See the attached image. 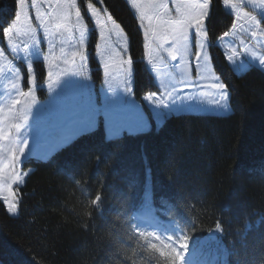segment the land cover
Returning a JSON list of instances; mask_svg holds the SVG:
<instances>
[{"label": "trees", "instance_id": "obj_1", "mask_svg": "<svg viewBox=\"0 0 264 264\" xmlns=\"http://www.w3.org/2000/svg\"><path fill=\"white\" fill-rule=\"evenodd\" d=\"M101 1L129 37L140 100L157 89L140 31L124 0ZM13 11L14 0H0V42ZM232 20L213 0L212 45ZM209 51L230 112L170 115L158 127L113 138L98 125L47 158H27L16 215L0 200V264H105L114 233L136 249L135 264H166L136 229L161 238L151 243L172 235L180 264H264V72L235 73L216 45Z\"/></svg>", "mask_w": 264, "mask_h": 264}, {"label": "rangeland", "instance_id": "obj_2", "mask_svg": "<svg viewBox=\"0 0 264 264\" xmlns=\"http://www.w3.org/2000/svg\"><path fill=\"white\" fill-rule=\"evenodd\" d=\"M41 2L45 5L42 11L47 12L48 0ZM124 2L140 31L144 58L157 86L140 100L133 94L134 70L129 58V37L119 23L112 18L109 20L111 16L101 0H76L84 29L81 34L76 31L68 33L67 38L48 36L45 39L44 29L31 8L29 20L34 30L31 38L23 30L18 35H5L4 31L0 42V130L11 135L9 140L0 141V149L17 151L20 157L16 168L22 183L13 185L16 201L18 189L30 171L23 168L24 160L47 158L63 143L98 125L102 126L106 138H113L158 127L170 115H227L230 112L227 90L226 98L219 100V95L210 86L215 82L212 77L222 82L207 45L205 59L208 63L205 67L204 60L200 61V75L197 76L196 57L191 46L183 60L173 61L167 52L148 45L138 13L129 0ZM26 3L30 6L32 0H26ZM89 4L99 11V17L92 15ZM220 4L235 18L224 8L223 0ZM168 6L175 15L170 0ZM17 10L18 0H14L13 15L5 28L10 26ZM248 10L250 6L244 9ZM261 19L264 22V15ZM105 22L106 27L101 29L98 25ZM25 42L29 44L26 48L23 47ZM262 44L264 39H251L238 28L219 40L218 48L223 54H230L232 49H247L249 54L243 53L228 61L235 73H242L250 66L264 72V65L258 59L264 55ZM16 46L19 48L14 49ZM73 53L77 55L73 56ZM150 60L153 63H149ZM36 69L43 70L38 75ZM8 124L17 127L9 129ZM20 147L24 148L23 153L18 152ZM6 162L5 158L0 163ZM0 200L8 213L3 198Z\"/></svg>", "mask_w": 264, "mask_h": 264}, {"label": "snow or ice", "instance_id": "obj_3", "mask_svg": "<svg viewBox=\"0 0 264 264\" xmlns=\"http://www.w3.org/2000/svg\"><path fill=\"white\" fill-rule=\"evenodd\" d=\"M170 2L175 9V15L169 10L168 0H129L131 6L138 13L140 26L144 30L145 40L148 45L154 46L156 50L167 52V56L173 61L178 58L183 60L184 54L189 52V47L191 46L196 57V74L199 76L200 61L203 59L206 67L208 63L207 59H205L208 55L207 50L213 47L210 43L206 23L213 12V0H170ZM44 6L41 0H32L30 6L26 3V0H18V10L15 12L10 26L4 29L5 35H18L23 30L25 35L30 38L33 36L34 30L29 20L30 8L35 10L36 19L44 29L45 39H48V36H64L67 38V34L70 32L78 31L80 34L84 32L76 0H48L46 5L48 8L47 12L42 11ZM223 6L234 14L235 18L231 25L232 31H237L239 28V30L247 33L252 38L264 39V27H262L264 22L261 19L262 15H264V0H223ZM249 6L250 10L244 11ZM89 8L93 16L99 17L100 13L97 9L91 4H89ZM73 15L75 20H73ZM110 19L111 17H109ZM98 26L104 29L106 22ZM228 36L229 32L224 31L219 39L223 40ZM80 40L83 41L82 39ZM28 45L25 42L23 47L26 48ZM205 45H207V50ZM15 48H19V46ZM261 48H264V44L261 45ZM243 53L249 54L246 48L232 49L230 54L226 53V58L231 61ZM75 55L77 53H73V56ZM258 59L259 63L264 65V56ZM149 63H153V61L150 60ZM212 79L215 82L210 86L219 95V100H224L227 94L226 86L220 83L218 79L214 77ZM186 83L194 84V82ZM194 86L199 85L194 84ZM7 126L9 129L17 127L14 124H8ZM10 135V132L0 130V141L9 140ZM18 152L23 153L24 148L20 147ZM0 153H2L0 162L5 158L7 161L6 163H0V197L3 198L8 213L15 214L17 201L13 185L22 183V177L18 174L16 168L20 157L17 151L0 149ZM99 199L97 197L93 200V205L98 204ZM220 228L221 226L217 224L216 229L219 231ZM135 236L142 238L147 244L148 250L158 253L160 257L165 259L166 264H180L183 252L177 251L172 246V243H174L172 235L167 237L169 243L162 242L160 244L150 242L151 239H161L153 232L136 229ZM114 237V242L125 243L118 233H114ZM134 238L133 236L131 237V239ZM188 239L189 237L182 235L179 243L181 249H187Z\"/></svg>", "mask_w": 264, "mask_h": 264}, {"label": "clouds", "instance_id": "obj_4", "mask_svg": "<svg viewBox=\"0 0 264 264\" xmlns=\"http://www.w3.org/2000/svg\"><path fill=\"white\" fill-rule=\"evenodd\" d=\"M132 236H129V240ZM136 249L133 248L131 243H118L114 242L111 252L105 264H128L129 261L135 264L134 256Z\"/></svg>", "mask_w": 264, "mask_h": 264}]
</instances>
